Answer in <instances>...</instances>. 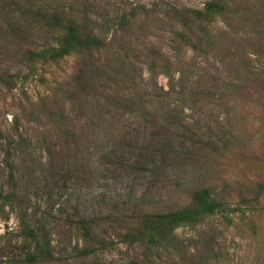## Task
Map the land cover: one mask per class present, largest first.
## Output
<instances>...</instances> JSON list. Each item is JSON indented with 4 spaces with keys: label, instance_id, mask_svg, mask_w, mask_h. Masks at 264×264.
<instances>
[{
    "label": "trees",
    "instance_id": "16d2710c",
    "mask_svg": "<svg viewBox=\"0 0 264 264\" xmlns=\"http://www.w3.org/2000/svg\"><path fill=\"white\" fill-rule=\"evenodd\" d=\"M89 6L90 0H0V84L22 85L28 117L47 126V135L39 137L46 171L79 193L111 182L118 188L123 174L156 182L161 174L176 172L172 161L190 156L196 181L186 188L188 204L152 213L133 189L124 199L110 194L115 199L106 219L120 227L122 242L142 243L145 264H209L213 237H199L190 246L176 242V230L207 216H220L227 225L238 218L252 229V205L264 199V130L253 140L264 126V72L254 68L256 59L264 60V0H207L202 8L168 12L178 26L177 40L195 53L210 50L229 73L224 87L216 89L218 100L228 113L242 112L243 119L238 127L223 124L217 136H207L177 112L210 101L211 94L178 92L181 104L161 103L170 92L158 88L156 78L180 68L153 52L146 65L154 89L143 88L131 75L130 57L114 45L130 19L113 25V39L101 38ZM12 62L19 66L16 71ZM31 82L34 92L26 87ZM252 113V122L246 121ZM20 141L25 153L31 140ZM17 171L10 165L0 210L17 211L20 235L14 243L9 233L0 235V259L18 249L20 264H51L56 261L51 240L30 211ZM78 224L91 242L80 252L87 256L104 240L94 233L96 220L80 216Z\"/></svg>",
    "mask_w": 264,
    "mask_h": 264
},
{
    "label": "rangeland",
    "instance_id": "374dc122",
    "mask_svg": "<svg viewBox=\"0 0 264 264\" xmlns=\"http://www.w3.org/2000/svg\"><path fill=\"white\" fill-rule=\"evenodd\" d=\"M206 1L90 0L89 7L94 31L101 38L113 39V25L130 19L126 32L114 37V45L118 44L124 54L130 57L133 65L131 75L143 88L149 91L154 89L146 65L151 63L153 52L158 51L163 58H169L173 65L180 68V71H173L168 76L160 74L156 78L157 87L170 92L161 103L166 101L173 106L181 104L178 92L187 94L199 91L205 95L211 94L210 101L178 107L177 112L207 136H217L223 124L226 128L238 127L243 119L242 112L237 115L234 112L228 113L227 108L222 107L218 100L216 89L224 87L223 81H226L229 73L223 70L210 50L195 53L177 40L178 26L168 14L175 7L202 8ZM132 13L135 14L134 18H131ZM218 25L221 26V23ZM15 64L11 63L16 71L19 66ZM254 68L263 73L264 60L256 59ZM33 86L32 82L26 85L34 92ZM22 90L21 84L13 89L0 84V192L9 188L10 165L17 166L16 175L21 178V191L29 197L30 211L39 220L46 237L51 240L56 257V261L51 264H129L132 260L145 264L142 243L122 242L118 235L121 233L120 227L106 219L112 207L110 203L115 199L113 196L111 201L110 194L116 193L118 198L124 199L135 189L138 196L142 195L144 199V209L152 213L167 212L186 205L189 202L186 188L196 181L192 176L193 160L190 156H182L172 161L176 172L161 174L158 179H154L156 182L151 183V179L130 173L123 174L124 178L118 188H114L111 182L110 185H94L79 193L71 184L52 179L46 171V150L41 146L39 137L41 133L47 135V126L44 121L37 122L28 117ZM252 117L253 113L246 117V121L252 122ZM252 126L255 129L259 124ZM262 128H257L254 142L262 134L264 126ZM22 138L31 140L25 153L17 146ZM217 175L220 173L217 172ZM252 206L256 208V213L250 216L255 224L252 229L241 224L238 218L233 217L234 225H227L220 216H207L195 225L180 226L176 230V242L191 246L197 238L211 235L214 242L208 251L209 264H264V199L259 205L254 203ZM80 216L96 220L94 233L104 240L93 244L95 251L87 256L80 254L83 248L91 246L78 224ZM5 233H9L13 243L19 240L18 214L11 207L0 210V235ZM18 254L17 249L10 258L0 259L1 264H20Z\"/></svg>",
    "mask_w": 264,
    "mask_h": 264
}]
</instances>
